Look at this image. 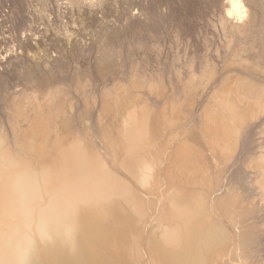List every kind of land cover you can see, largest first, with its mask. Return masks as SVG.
Returning a JSON list of instances; mask_svg holds the SVG:
<instances>
[{
    "label": "bare ground",
    "instance_id": "obj_1",
    "mask_svg": "<svg viewBox=\"0 0 264 264\" xmlns=\"http://www.w3.org/2000/svg\"><path fill=\"white\" fill-rule=\"evenodd\" d=\"M214 5L221 69L55 84L59 50H25L0 94V264H264V0ZM96 35L100 80L119 52Z\"/></svg>",
    "mask_w": 264,
    "mask_h": 264
},
{
    "label": "rangeland",
    "instance_id": "obj_2",
    "mask_svg": "<svg viewBox=\"0 0 264 264\" xmlns=\"http://www.w3.org/2000/svg\"><path fill=\"white\" fill-rule=\"evenodd\" d=\"M214 2L215 0H0V94L5 89L13 91L21 84V77L25 78L27 63H24L25 67L22 63L27 62L25 50L29 51V56L34 61L37 57L42 59L56 48L59 50L57 62L51 61L49 64V68L53 69L52 75L58 78L54 80L55 84L58 81L65 83V79L75 73L90 74L94 86L112 85L116 80H124L132 72L156 76L167 71L172 72L171 79L175 78L173 73L177 72L183 78L188 65L198 69L204 59L213 56L219 68L220 60L214 50L225 39L223 33L212 25L217 14ZM107 32L110 38L108 44L119 52V56L99 80L94 69L95 54L92 48L97 45L96 34ZM67 35H71L68 36L70 40ZM88 36L92 37L91 40ZM22 47L24 54H17ZM22 68V74H14ZM217 76L218 82L226 83L232 73L223 75L218 72ZM2 116L0 112V118Z\"/></svg>",
    "mask_w": 264,
    "mask_h": 264
}]
</instances>
